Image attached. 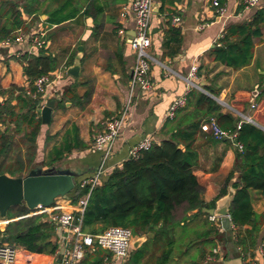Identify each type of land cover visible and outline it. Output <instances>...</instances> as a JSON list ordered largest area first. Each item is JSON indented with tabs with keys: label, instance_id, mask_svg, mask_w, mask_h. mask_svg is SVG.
Wrapping results in <instances>:
<instances>
[{
	"label": "trees",
	"instance_id": "trees-1",
	"mask_svg": "<svg viewBox=\"0 0 264 264\" xmlns=\"http://www.w3.org/2000/svg\"><path fill=\"white\" fill-rule=\"evenodd\" d=\"M220 1L222 4L226 2ZM111 2L0 0V41L15 40L20 30L30 32L34 22L41 20L44 14L48 16L45 22L59 29H63L67 22L81 24L82 19L91 17L95 22L96 35L100 27L99 19ZM256 37L264 39V6L258 8L250 20L228 26L219 44L210 50L209 57L233 69L248 66L254 58ZM48 38L53 41L54 30ZM171 40L180 41L177 27L171 29ZM10 58L23 64L24 75L32 87L39 77L50 74L60 63L50 48H39L33 53L25 51ZM197 73L198 76L202 75L200 70ZM204 88L210 94L219 96V91L210 84ZM1 91V94L5 93V90ZM209 93L192 88L186 95V106L171 119L176 123L171 136L160 143L155 142L139 157L125 160L122 167L114 169L90 193L84 212V230L99 234L110 226L121 225L131 228L138 237L150 232L155 234L140 248L132 246L126 264H140L143 259H146L144 264H172L176 260H192L194 263L197 258L194 257L195 250L205 260L207 248L216 245L221 238L222 228L212 223L209 214L204 211L205 208H213L216 203L204 201V187L195 174L200 162L197 147L199 136L204 132L210 140L219 141L212 132L203 130V124L210 117H216L224 130L237 133L236 140L243 146L241 150L236 147L235 165L228 177L231 180L235 174L239 175L234 183L237 191L230 211L236 243L244 251L257 243L264 225V211H255L251 190L264 195V91L254 103L249 90H244L241 98L232 102L233 108L245 114L248 104L250 107L254 104L251 115L255 122L233 112H224L223 104ZM40 102V99L27 96L25 87L17 86L12 87L8 100H0V173L9 171L11 176H25L26 170L30 172L33 169L30 166L37 156L38 137L44 124L39 112ZM18 135H22L20 139ZM22 145L27 146L26 158L15 161L18 167L13 163L8 165L11 154L17 148L21 151ZM86 146L80 137L78 125L73 123L62 140L49 150L44 164L53 166L73 151ZM89 190V186L82 188L77 183L67 196L77 203ZM226 192L225 188L222 194ZM192 211L196 212L189 215ZM30 212L33 210L25 204L12 207L7 219L21 218L10 221L5 229L0 227V241L19 245L33 253L55 254L61 246L57 223L46 213L22 217ZM151 246L158 249L152 251ZM35 259V264H39L49 258Z\"/></svg>",
	"mask_w": 264,
	"mask_h": 264
},
{
	"label": "crops",
	"instance_id": "crops-1",
	"mask_svg": "<svg viewBox=\"0 0 264 264\" xmlns=\"http://www.w3.org/2000/svg\"><path fill=\"white\" fill-rule=\"evenodd\" d=\"M260 2L258 8L264 6V0ZM130 3L131 0L115 2L112 0L108 3L105 14L99 19L100 27L96 35L95 22L91 17L82 19L81 24L67 22L63 29H59L45 22L48 16L44 14L41 20L37 19L34 22L30 32H22L24 38L21 42L3 47L5 52L0 55V87L5 89V93L0 94L2 102L10 98L13 86L26 87L29 83L24 75L23 64L10 57L30 49L37 52L39 48L34 44L33 38L38 31L47 32L46 48L52 50L60 63L50 72L52 82L47 86L44 95L47 102L55 100V107L50 123L42 125L38 137V152L41 150L49 152L62 140L64 133L73 123L78 125L80 137L87 145L84 149L73 151L53 166L44 164L45 153L42 156L38 153L39 156L34 160L33 167L38 163L37 167L43 170L70 169L77 174L79 182L93 175L104 163L103 180H105L114 169L122 167L124 161L129 158L130 148L144 137L149 135L156 143L169 138L176 124L168 116L172 103L177 98L186 96L192 88L209 93L204 88L207 84L219 91V96L209 94L223 104L224 112H233L234 115L253 119L250 103L245 114L233 108L232 102L240 99L244 90H249L251 101L254 103L264 91V39L261 37L254 39V58L248 66L240 69H233L211 60L209 52L219 44L228 26L250 20L258 8L245 7L241 0H226L223 4L226 11L224 14H219L211 0H165L164 2L156 0L154 9L159 4L161 7L158 11H154L151 21L152 45L149 53L152 60L148 78L152 87L143 91L140 87L131 88L132 71L137 55L131 46V34L136 28V17L130 10ZM175 17H179L180 22L175 23L173 20ZM173 27L180 30L178 42L171 40ZM53 30L52 41L48 35ZM79 53L82 54L80 74L74 77L68 71ZM3 59L6 61L4 62ZM193 69L196 70V76L191 77ZM198 70L202 75L198 76ZM17 93L16 91L15 95ZM129 99H131L129 120L117 138L112 153L104 160L103 153L93 147L94 136L101 131L107 119L121 112ZM47 136H49L48 140ZM197 147L200 162L195 168V174L204 187L203 199L208 204L217 203L228 193L230 184L228 177L235 165L236 146L226 141L210 140L203 132L197 140ZM59 163L60 165H57ZM225 188L227 192L222 194ZM251 196L255 211L262 213L264 195L257 190H251ZM75 207L76 203H73L69 196H60L56 198L53 206L42 213H46L52 219V215L74 210ZM18 218L21 217L5 220L6 224ZM235 232L232 229L222 228L221 238L217 244L207 248L206 264H264V225L256 245L248 251H244L236 243ZM61 233L62 229L57 224V236L62 245ZM137 238L138 236H135L134 240ZM217 247L218 253H214V248ZM21 252L27 256L26 251ZM32 254L35 255L34 263H36L35 258L41 260L49 258L40 264H52L61 256ZM110 254L99 248L94 249L90 254L88 253L84 264H102L104 257ZM195 254H197L196 250ZM200 255L197 254L198 257L193 264H202L199 262ZM210 256L213 260L208 262ZM110 259L111 264L127 263L115 259L112 255ZM145 262L146 259H143L140 264ZM172 264L190 263L187 260H176Z\"/></svg>",
	"mask_w": 264,
	"mask_h": 264
},
{
	"label": "built area",
	"instance_id": "built-area-1",
	"mask_svg": "<svg viewBox=\"0 0 264 264\" xmlns=\"http://www.w3.org/2000/svg\"><path fill=\"white\" fill-rule=\"evenodd\" d=\"M241 1L242 4L248 8H258L261 3L260 0ZM155 2L156 0H131L130 3V10L136 17L135 35L131 37V46L137 55L136 63L132 71V89L140 87L143 91H147L152 87L148 74L151 69L152 60L149 48L152 45L151 21L154 14ZM211 2L219 14L225 13V6L220 0H211ZM123 15H125V13H123ZM29 19L30 17L28 20ZM173 20L175 23L180 22L179 17H175ZM46 35L47 32L45 30L38 31V33L35 34L33 42L38 48H46L48 46ZM23 38L24 35L20 30L18 31V35L15 40L7 39L2 42L0 41V45L8 47L12 43L21 42ZM28 52L33 53L34 51L33 49H30ZM64 70L66 71V68H64ZM50 75L51 74L42 75L34 82L33 87L30 86L29 83L25 87V93L27 96L35 100H41L39 112L40 109H42L47 103L44 99V95L47 86L52 82ZM190 76H196L195 69H193ZM186 104V96L177 98L169 109V118H174L178 110L185 107ZM252 107H255V105L252 104ZM130 110L131 99H129L117 116L107 119L103 123L101 131L95 134L93 147L95 150L103 153L104 160L112 153L117 138L123 132V129L130 117ZM238 128H240V125H238ZM203 129L212 132L215 139L219 141L229 140L240 150L243 147L242 144L236 140L237 133H230L221 128L216 117H210L203 124ZM154 143L155 142L151 136L148 135L144 137L139 143L130 148L129 158L139 157L142 151L149 150ZM104 172V163H102L93 175L83 178L78 182L80 187L84 188L89 186L90 190L79 199L74 210L64 211L59 215H52L51 220L55 221L59 228L62 229L61 239L63 243L54 254L55 256L61 255L60 259L52 264H84V260L86 259L88 252L97 248H102L111 253L110 255H106L104 257L102 264H111V255L115 259L121 260L123 263L129 259L135 237L131 228L121 225H113L106 228L99 234H92L83 229L84 212L89 202L90 193L94 187L102 183ZM47 208L48 207L39 205L33 210V212H30L25 216L42 214V212ZM209 220L222 228L221 218L219 216L209 215ZM231 229L235 230L233 223ZM234 238L236 240V232L234 233ZM238 249L241 250L239 246ZM23 250L26 251L28 256H35L32 254L33 252L23 249L19 245L9 242L0 243V264H35L29 260L28 256H26L24 252H21ZM214 253H218V247L214 248ZM212 260L213 257L211 256L207 259L208 262Z\"/></svg>",
	"mask_w": 264,
	"mask_h": 264
},
{
	"label": "water",
	"instance_id": "water-1",
	"mask_svg": "<svg viewBox=\"0 0 264 264\" xmlns=\"http://www.w3.org/2000/svg\"><path fill=\"white\" fill-rule=\"evenodd\" d=\"M159 7H161V4L154 11H158ZM131 35L134 36L135 31ZM80 50H82V47H80ZM81 58L82 54L79 53L75 63L69 68L68 72L74 77H78L80 74ZM54 107L55 100H50L40 109L44 124L50 123ZM244 117L250 122H255L251 117ZM238 176L237 174L231 178L228 193L218 200L215 207L204 209L209 215L219 216L222 228L225 230H229L232 227L230 207L236 195L237 190L234 187V183L238 180ZM77 183V174L70 169L50 168L43 170L37 167L31 169L25 176H11L6 173H0V216L3 219H7L9 210L18 205L25 204L31 210L36 209L39 205L51 207L57 197L67 196L75 189ZM154 235V233L150 232L147 235L138 237L133 240V247L140 248Z\"/></svg>",
	"mask_w": 264,
	"mask_h": 264
},
{
	"label": "rangeland",
	"instance_id": "rangeland-1",
	"mask_svg": "<svg viewBox=\"0 0 264 264\" xmlns=\"http://www.w3.org/2000/svg\"><path fill=\"white\" fill-rule=\"evenodd\" d=\"M4 52H5V50H4L3 46H2V47H1V56L4 54ZM5 57H6V56H5ZM1 60H2V58H1ZM3 61L5 62L6 60L3 59ZM1 90H5V89H3V88L0 87V92H2ZM0 94H1V93H0ZM250 109H252V108H250ZM21 136H22V135H18L17 138L20 139ZM26 148H27L26 145H22V146H21V151H19L18 148L15 149V151L11 154V157L7 160V164L9 165L10 163H13V164L15 165V167H18L19 164H16L15 161H16V160H19V159H25V158H26V157H25V151H26ZM42 149H43V147H42ZM43 151H44V150H41L40 152H37V154L40 153V156H42L43 153H45V158H46V155H47L48 152H43ZM45 151H46V148H45ZM37 156H39V155H37ZM37 156H36L35 159H37ZM61 163H62V162H61ZM37 165H38V163H36L35 166L33 167V164H32V166H30V167L37 168ZM57 165H60V163L57 164ZM27 172H29V170H26V172L24 173V175H27V174H28ZM5 173H6V174H9V171H6ZM5 220H7V219H3V218H1V216H0V227H1V222H2V221H5ZM6 226H7V224L2 225L3 228H2V227H1V228H2V229H5ZM0 243H2V242L0 241ZM151 247H152V246H151ZM153 249L155 250L156 247H152V251H153ZM157 249H158V247H157ZM157 249H156V250H157ZM99 254H100V253L98 252L97 255L99 256ZM197 254H199V253L197 252ZM197 254L194 255L195 258L198 257ZM187 261H189V260H187ZM172 262H174V261H172ZM199 262L202 263V264H206L204 259H202V261H201V259L199 258ZM189 263H190V264H193V261L190 260Z\"/></svg>",
	"mask_w": 264,
	"mask_h": 264
},
{
	"label": "bare ground",
	"instance_id": "bare-ground-1",
	"mask_svg": "<svg viewBox=\"0 0 264 264\" xmlns=\"http://www.w3.org/2000/svg\"><path fill=\"white\" fill-rule=\"evenodd\" d=\"M5 224H6V221H2V225H5ZM28 258H29V260H31L34 263V257L33 256H28Z\"/></svg>",
	"mask_w": 264,
	"mask_h": 264
}]
</instances>
